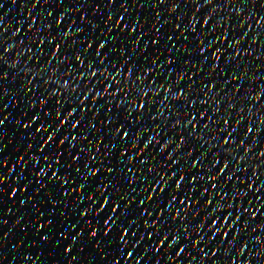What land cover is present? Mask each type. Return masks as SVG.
I'll use <instances>...</instances> for the list:
<instances>
[{
	"label": "snow or ice",
	"instance_id": "6c2138e0",
	"mask_svg": "<svg viewBox=\"0 0 264 264\" xmlns=\"http://www.w3.org/2000/svg\"><path fill=\"white\" fill-rule=\"evenodd\" d=\"M7 217L0 264H264V0H0Z\"/></svg>",
	"mask_w": 264,
	"mask_h": 264
},
{
	"label": "water",
	"instance_id": "95a60500",
	"mask_svg": "<svg viewBox=\"0 0 264 264\" xmlns=\"http://www.w3.org/2000/svg\"><path fill=\"white\" fill-rule=\"evenodd\" d=\"M13 15L15 14V12L12 13ZM6 148H9L10 145H7V138L5 140V142H3ZM11 179V177H9V180ZM7 219L9 220V224L5 225L3 227H0V233H2L6 227L10 226V224L13 222V218L12 217H7ZM15 235L10 234L9 235V239L6 242V248L10 247L14 242H16L17 240H19L20 236L22 235L20 233V229L19 226H17V228L14 230ZM24 238L26 241L31 242V238L27 236L26 233L23 234ZM66 243V241H65ZM23 245L21 246V248L23 249ZM36 253H37V249L33 248L28 250V254L32 255L34 259H37V264H53V257L51 255L48 254V252L46 250H41V257L37 258L36 257ZM24 264H29L28 261H25Z\"/></svg>",
	"mask_w": 264,
	"mask_h": 264
}]
</instances>
